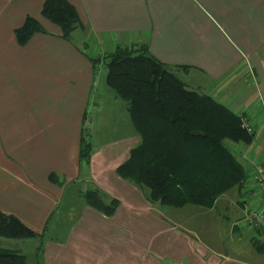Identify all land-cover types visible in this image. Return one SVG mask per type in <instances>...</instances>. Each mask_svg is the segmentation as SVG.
<instances>
[{
	"label": "crops",
	"instance_id": "1",
	"mask_svg": "<svg viewBox=\"0 0 264 264\" xmlns=\"http://www.w3.org/2000/svg\"><path fill=\"white\" fill-rule=\"evenodd\" d=\"M44 2L0 0V211L36 233L48 223L40 264H263L207 247L118 175L141 141L126 103L120 102L128 114L121 135L96 145L91 125L104 63L92 59L116 47L146 46L188 88L211 95L253 129L252 142L236 147L248 172L246 191L237 189L235 201L225 193L215 206H230L237 215L232 226L249 241L264 239V228L241 221L249 208L264 207L251 182L264 162V0H68L82 24L69 41L43 17ZM27 16L47 33L20 46L14 31ZM84 128L92 143L86 166L79 161ZM90 185L119 201L112 216L84 205L80 194ZM60 214L67 226L49 239ZM37 244L29 239L10 248L37 264Z\"/></svg>",
	"mask_w": 264,
	"mask_h": 264
},
{
	"label": "trees",
	"instance_id": "2",
	"mask_svg": "<svg viewBox=\"0 0 264 264\" xmlns=\"http://www.w3.org/2000/svg\"><path fill=\"white\" fill-rule=\"evenodd\" d=\"M43 17L59 26L61 38L71 40L82 28L75 7L68 0H45ZM47 33L31 16L14 31L17 43L25 46L33 35ZM104 62L106 84L127 104L128 114L140 143L117 167L123 179L145 191L151 203L182 208L193 205L211 209L232 188L245 192L248 172L226 145H248L254 133L243 127L244 118L214 99L192 90L146 46L131 44L92 59ZM92 151L87 129L81 138L79 161L88 164ZM50 180L62 184L55 174ZM84 205L112 216L119 201L90 185L80 194ZM48 223L36 233L12 214L0 211V238L38 240L34 259L40 264ZM259 231V229H257ZM263 233V232H262ZM264 234V233H263ZM252 248L264 254V239L253 240ZM0 264H29L18 248L0 245Z\"/></svg>",
	"mask_w": 264,
	"mask_h": 264
},
{
	"label": "rangeland",
	"instance_id": "3",
	"mask_svg": "<svg viewBox=\"0 0 264 264\" xmlns=\"http://www.w3.org/2000/svg\"><path fill=\"white\" fill-rule=\"evenodd\" d=\"M106 66L104 63L99 68V75L97 84L95 86L96 103L92 106L94 111V118H92L91 132L93 139L96 140V145L105 139L117 137L125 131V124L128 118L126 109L121 106L124 101L115 98L116 94L108 88L106 84ZM98 105V106H97ZM98 107V108H97ZM86 127V126H85ZM226 145L234 152L237 158L242 162L236 152L237 145L235 143L226 141ZM243 163V162H242ZM244 164V163H243ZM246 165V164H244ZM226 198L232 197L235 201L240 197L237 195V188H232L226 193ZM70 208L68 207V210ZM165 212L172 213V219L180 223L184 227L193 231L194 234L201 240V243L212 249L220 250L223 255L228 254L230 257L253 261L255 263L264 264V256L257 253L252 248V240L249 241L244 235H241L236 226H232L234 218L237 216L233 214L229 205L223 210L222 206H214L211 209L202 208L199 206H185L182 208L164 207ZM66 211V210H65ZM60 214L55 217L50 223L51 229L48 233V238H57L60 235V227L67 226L65 218ZM246 217V215H245ZM245 217L241 219L244 225H247ZM239 220V219H238ZM59 225L57 228L56 226ZM254 228V227H253ZM255 228V230H263ZM260 240V238H252ZM18 242L14 239L0 238V245L10 248L12 243ZM251 243V247H248ZM30 264V262H29Z\"/></svg>",
	"mask_w": 264,
	"mask_h": 264
},
{
	"label": "built area",
	"instance_id": "4",
	"mask_svg": "<svg viewBox=\"0 0 264 264\" xmlns=\"http://www.w3.org/2000/svg\"><path fill=\"white\" fill-rule=\"evenodd\" d=\"M243 127L249 132H253V129L246 123H243ZM251 182L256 190V193L264 197V162L256 164L254 171L251 175ZM247 225L254 228L264 227V207L261 209H248L245 217Z\"/></svg>",
	"mask_w": 264,
	"mask_h": 264
}]
</instances>
